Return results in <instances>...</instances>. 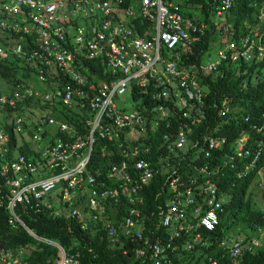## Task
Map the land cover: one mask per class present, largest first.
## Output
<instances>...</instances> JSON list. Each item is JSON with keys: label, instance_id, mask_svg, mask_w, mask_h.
Returning a JSON list of instances; mask_svg holds the SVG:
<instances>
[{"label": "built area", "instance_id": "obj_1", "mask_svg": "<svg viewBox=\"0 0 264 264\" xmlns=\"http://www.w3.org/2000/svg\"><path fill=\"white\" fill-rule=\"evenodd\" d=\"M185 1L0 0V56L32 67L27 82L0 86V207L12 228L22 227L55 247L57 264H83L82 256L37 235L18 205L51 216H61L66 205L67 219L80 221L83 229L102 221L109 241L122 255L131 252L138 264H176L180 249L201 250L210 240L202 233L219 224L226 200L215 176L224 168L236 169L238 178L264 175V166L256 165L258 153L252 155L247 146L249 133L232 141L231 153L192 165L195 175L179 165L188 151L187 162H195L226 143L217 124L195 139L192 133L208 120L202 75L238 55L234 41L219 36L215 58L183 64L180 49L197 42L207 28L199 16L183 10ZM232 1L217 0L210 8L213 19L222 18ZM217 27L227 29L223 23ZM253 41L246 38L241 46L246 61ZM219 110L225 117L229 109ZM98 140L105 141L99 151L104 156L108 150V167L94 175L87 164ZM157 175L161 190L149 208L145 188ZM117 212L118 226L110 218ZM241 243L239 237L223 238L216 248L237 257L252 252L258 240L247 248ZM24 249L1 248L0 264H31ZM194 256L189 264H217L219 257Z\"/></svg>", "mask_w": 264, "mask_h": 264}, {"label": "trees", "instance_id": "obj_2", "mask_svg": "<svg viewBox=\"0 0 264 264\" xmlns=\"http://www.w3.org/2000/svg\"><path fill=\"white\" fill-rule=\"evenodd\" d=\"M216 2L217 0H186L183 5V10L188 11L189 16H199L207 24L205 32L200 35L197 42L180 49L184 54L183 64L199 65L208 58H215L216 51L221 46V43H217L219 36L234 41V50L238 54L236 59L223 60L216 71L201 77L207 93L204 103L208 120L195 125L192 137L195 139L200 133H209L208 130L211 131L217 124L220 127L218 133H223L227 140L222 148L218 149L219 152L216 151L207 157H198L195 162H187L192 159L189 151L181 153L182 158L178 159L179 165L193 175L196 172L192 165L197 166L196 163L211 161V157L214 158L222 153L221 156L231 153L232 141L244 133H249L247 146L253 151L252 155L258 153L256 165L264 166V17H260L264 13L262 9L264 0H233L230 9L222 18L213 19L210 8L212 5L214 7ZM197 6L200 7V11L194 14L192 8ZM221 23L227 27L225 31L217 27ZM246 38L248 42L254 39L249 61L244 60L240 54ZM31 69V65L26 61H20L13 56H0V86H12L19 81L27 82ZM31 84L45 88L37 81ZM223 105L229 109L225 117L219 115V109ZM245 116H248L247 120ZM225 120L228 121L223 124ZM67 121L75 127L79 126L68 116ZM254 124L260 129L252 128ZM258 142H262L261 145L257 146ZM103 145H105L103 140L95 142L94 151L87 164L88 171L94 175L96 171L100 175L103 174L108 167V150L104 156H101L99 151ZM151 151V155L156 159L155 150ZM246 159H251V155ZM236 172V169L224 168L215 176L217 186L226 201L223 203V211L219 214L218 226L214 231L202 233L203 238L210 239L208 245L193 252L180 249L179 257L184 258L181 261L177 257L176 264H189L195 254L196 257L204 258L208 256L214 258L217 255L219 256L217 264H264V175L252 172L238 178ZM156 177L155 181L145 188V201L149 208L154 207L155 194L161 190V177L159 175ZM66 209H69L66 205L60 207L61 216H51L44 210L36 213L29 205H18L16 210L24 223L37 235L55 240L72 252L78 251L82 256L83 264L140 262L131 252L127 255L121 254L120 247L109 241L102 221L97 220L95 224L83 229L80 221L67 219ZM8 217L7 210L0 207V249L15 250L23 246L24 257L29 263L57 264L59 255L55 247L36 241L22 227L13 229L8 223ZM110 218L112 223L119 225L121 216L118 212L115 217ZM148 221L147 219L146 222ZM68 226L71 227V232L67 231ZM150 233L148 228L146 236ZM237 237L242 239L241 244L244 248L249 247L253 239L258 240V245L253 247L252 252L244 250L237 257H230L226 254V250L216 248L220 239H237ZM183 240L179 242V246ZM90 247L93 248L92 251L88 250Z\"/></svg>", "mask_w": 264, "mask_h": 264}, {"label": "rangeland", "instance_id": "obj_3", "mask_svg": "<svg viewBox=\"0 0 264 264\" xmlns=\"http://www.w3.org/2000/svg\"><path fill=\"white\" fill-rule=\"evenodd\" d=\"M261 18H263L264 17V15L263 16H260Z\"/></svg>", "mask_w": 264, "mask_h": 264}, {"label": "crops", "instance_id": "obj_4", "mask_svg": "<svg viewBox=\"0 0 264 264\" xmlns=\"http://www.w3.org/2000/svg\"><path fill=\"white\" fill-rule=\"evenodd\" d=\"M13 229H16V228H13Z\"/></svg>", "mask_w": 264, "mask_h": 264}]
</instances>
